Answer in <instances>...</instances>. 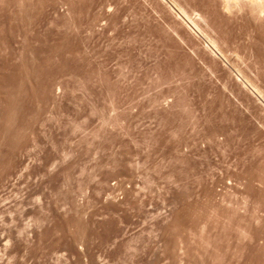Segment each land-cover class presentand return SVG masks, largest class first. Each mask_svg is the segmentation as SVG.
Instances as JSON below:
<instances>
[{
    "label": "rangeland",
    "instance_id": "374dc122",
    "mask_svg": "<svg viewBox=\"0 0 264 264\" xmlns=\"http://www.w3.org/2000/svg\"><path fill=\"white\" fill-rule=\"evenodd\" d=\"M0 264H264V0H0Z\"/></svg>",
    "mask_w": 264,
    "mask_h": 264
}]
</instances>
